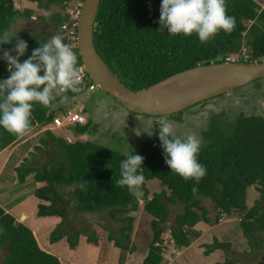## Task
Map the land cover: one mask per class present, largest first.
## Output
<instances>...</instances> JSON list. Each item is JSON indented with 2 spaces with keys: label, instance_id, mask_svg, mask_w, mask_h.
Returning a JSON list of instances; mask_svg holds the SVG:
<instances>
[{
  "label": "trees",
  "instance_id": "obj_1",
  "mask_svg": "<svg viewBox=\"0 0 264 264\" xmlns=\"http://www.w3.org/2000/svg\"><path fill=\"white\" fill-rule=\"evenodd\" d=\"M28 1L36 2L37 7L43 10H48L51 5H60L63 13L53 11L41 18L45 22L55 24V34L59 33L65 44L70 42L68 32L61 27L62 24L73 20L66 11L70 0ZM161 3L162 0H100L93 29L94 45L100 57L128 88L138 90L173 73L200 64L223 62L230 56H237L238 60L247 62L264 59V6H260L255 0H226L227 14L234 16L236 20L235 28L230 34L219 31L204 44L200 43L196 33L191 36H173L167 29L160 31L158 21ZM32 13L30 8L22 11L14 9L13 0H0V35L15 23L12 22V17H29ZM11 34L16 35L11 43L0 47L13 48L17 38L27 42L28 49L24 56L20 57V62L30 57L34 49L47 42L40 34ZM245 48L249 52L246 57ZM72 50L77 56V66L81 67L75 40L72 42ZM12 55L15 56L16 53ZM9 76L7 62L0 60V79H7ZM88 84V81H83L82 92L87 89ZM81 93L69 91L65 95L67 98ZM61 100L62 98L57 97L48 107L34 102L31 129L50 125L59 111H65L67 107L64 104L53 107L54 103ZM180 116L181 112L155 117L180 122ZM89 124L86 121L85 124L62 125L57 129H67L72 125L77 134H85L89 132ZM204 134L206 141L200 148L197 159L206 167L207 174L198 185L194 180L185 181L178 174L171 172L165 163L158 129L155 130L153 138L144 142L133 154L144 157L138 171L145 181L158 179L169 191V194H166V191L162 190L148 198L145 182L142 185V208L152 219L150 243L140 264H162L165 261L162 234L166 229L169 230L174 250L179 251L200 236V231L195 228L198 223L217 224L224 215L229 216L233 211H240L239 225L249 245L252 248H264V204H261L264 200V116L241 113L228 128L212 125ZM20 137L0 127V152ZM48 141L58 148L59 161L49 158L42 167L21 163L15 167V171L21 183L26 180L27 175L33 173L34 182L43 184L33 193L38 199L49 203L39 202L36 215L61 217L50 233V243L65 237L69 248L73 249L79 241V232L66 233L62 229L65 213L58 208V203L70 205L72 202V207L78 212L107 210L111 219L121 222L119 235L114 236L110 232L108 238L120 250L117 264H124L125 252L133 253L136 250L131 241L134 219L125 214L139 206V201L129 194L126 186L121 188L115 185L116 180L120 178V162L127 158L126 155L90 139L69 143L61 135H54L51 129H46L44 137L39 139V143L44 146H37L36 149L49 148ZM252 185L260 189L261 200H257L248 208L247 189ZM62 186L73 187L71 199L64 198ZM193 186L199 188L197 197L192 194ZM202 198L213 201V218L209 216L207 207L202 204ZM176 203L182 205V212L176 214L173 224H162L169 215V204ZM15 220V217L0 205V245H4L7 252L3 264H62L56 255L40 248L28 226L22 223L14 226ZM87 241L96 243V236L87 235ZM202 246L204 255H209L216 249L225 251L228 243L214 238L211 243ZM217 264L229 263L225 260Z\"/></svg>",
  "mask_w": 264,
  "mask_h": 264
},
{
  "label": "rangeland",
  "instance_id": "obj_2",
  "mask_svg": "<svg viewBox=\"0 0 264 264\" xmlns=\"http://www.w3.org/2000/svg\"><path fill=\"white\" fill-rule=\"evenodd\" d=\"M255 1L260 6H264V0ZM29 2L13 1L14 9L22 11L30 8L33 13L29 17L21 18L19 23L12 24L7 31L16 34L23 32L27 34H42L44 37L46 36L47 40L50 39L55 34V24L53 22H45L41 16L49 15L53 11L62 13L64 11L60 5H51L48 10H43L39 9L36 3ZM81 5L80 0H70L66 11L69 14L72 12L73 15L77 14L78 16ZM248 25L249 22H247ZM5 49L11 51L12 48L0 47V56H2V50ZM244 53L246 56L249 54L246 48ZM84 97H87V99L84 101L82 114L86 117L87 122L90 123L88 126L89 135L87 133L77 134L72 125L70 128L68 126L67 129H57L61 126L56 127L53 124L42 126L43 128L39 127V129L36 126L20 137H24L23 139L29 137L27 140L30 139V141H26L25 145L27 147L30 146L32 151L27 152L28 149L19 146L21 141H17L21 139H18L0 152V170L2 169L0 173V205L5 206V208H11L13 213L19 209H24V212L28 215L27 219L18 218L16 220L28 226L40 248L56 255L62 264H117L120 250L114 246L112 240H109L108 234L111 232L114 236H118V228L121 222L111 219L107 210L92 213L78 212L72 207V202L70 205L58 203V208L65 213V223L62 229L66 233L79 232V241L73 249L69 248L65 237L57 242L50 243V233L56 227L58 221L61 220V217L58 215L49 217L37 216V204L39 202L49 203L38 199L33 193L37 187L43 184L34 182L33 173L27 175L26 180L21 183L15 171V167L22 163V158L24 157L28 158L25 165L29 163V165L32 164L38 167H42L49 158L60 160L58 148L51 141H48L49 148H45V150L32 148L33 144H37L39 147L44 146L39 143L41 137L38 138L37 135L42 133L45 135L46 129H51L54 135H61L64 139L67 136L68 139H71L69 143L76 140L90 139L124 155L130 152L132 155L135 154L144 142L153 138L155 130H159L158 122L162 117L156 118L149 115L131 113L99 88L93 91L86 90L79 94L77 98L81 100ZM73 100L75 99L73 98ZM80 104H82L81 101H74L69 108L78 112ZM241 113L244 115L256 114L264 116V78L234 89L231 93L221 94L199 104H194L181 112L180 122L172 121L174 122L177 135L194 134L202 141L201 147H203L206 141L205 131L211 129L212 125L217 128H228ZM117 114H119L118 117ZM96 117L98 119L94 121ZM119 119L122 120L120 121ZM124 121L127 123L125 125L126 130L123 125ZM110 123H113L112 127H110ZM120 126H122L121 129H119ZM134 129L141 130V134L139 136L136 135ZM147 131H152V135L149 136ZM1 163L5 165L4 168L1 167ZM145 187L148 191V198H151L153 193H159L162 190L169 194L165 184L158 179L145 181ZM72 190V186L61 187L62 195L66 200L71 199ZM260 198L261 192L258 186L252 185L247 189L246 203L248 208ZM202 204L207 207L209 216L213 218L215 214L213 201L209 198H202ZM261 204H264V200L261 201ZM142 207L143 202L140 200L136 210L125 214L132 216L134 219L131 241L136 249L133 253L125 252L126 264H140L147 253L150 243L151 234L149 232L152 217ZM169 210V215L162 224H173L176 214L182 212L183 208L181 204L176 203L169 204ZM239 217L240 211H233L229 216L224 215L217 224L198 223L195 228L200 231V236L188 247L179 251L174 250L169 230L166 229L162 234L165 264H217L225 260L229 264H264V248H252L249 245L239 225ZM1 233L2 228L0 227V235ZM87 235L96 236V243L88 242ZM214 238L228 243L227 249L225 251L217 249L209 255H204V247L202 245L211 243ZM6 254L5 247L1 244L0 264H3Z\"/></svg>",
  "mask_w": 264,
  "mask_h": 264
},
{
  "label": "clouds",
  "instance_id": "obj_3",
  "mask_svg": "<svg viewBox=\"0 0 264 264\" xmlns=\"http://www.w3.org/2000/svg\"><path fill=\"white\" fill-rule=\"evenodd\" d=\"M20 20V17H12V22L19 23ZM158 22L160 31L167 29L173 36L196 33L201 44L221 30L230 34L236 25L235 17L227 14L226 0H162ZM15 36L4 31L0 35V45L11 43ZM27 49V42L17 38L11 51L2 50L0 56L7 62L10 72L7 79L0 80V127L19 136L31 129L34 102L48 107L57 97L65 99L69 91H83L82 70L77 66L76 53L63 42L59 33L52 35L47 42L34 49L30 57L20 62ZM158 124L166 165L185 181L194 180L198 185L207 174L206 167L197 159L202 141L191 133L177 135L174 122L167 118H162ZM134 131L138 136L141 134L139 129ZM147 132L149 136L152 135V131ZM125 155L127 158L120 162V178L115 185L121 188L126 186L129 194L140 201L144 196L142 185L145 178L138 170L144 157L132 155L131 152ZM198 193L199 188L193 186V196L197 197Z\"/></svg>",
  "mask_w": 264,
  "mask_h": 264
},
{
  "label": "water",
  "instance_id": "obj_4",
  "mask_svg": "<svg viewBox=\"0 0 264 264\" xmlns=\"http://www.w3.org/2000/svg\"><path fill=\"white\" fill-rule=\"evenodd\" d=\"M99 3L100 0L82 2L76 24L77 53L90 81L131 113L153 117L171 115L264 78V59L210 62L132 90L113 73L95 48L93 29ZM19 223L15 220L14 226Z\"/></svg>",
  "mask_w": 264,
  "mask_h": 264
},
{
  "label": "built area",
  "instance_id": "obj_5",
  "mask_svg": "<svg viewBox=\"0 0 264 264\" xmlns=\"http://www.w3.org/2000/svg\"><path fill=\"white\" fill-rule=\"evenodd\" d=\"M71 18L73 19L69 23H64L61 25L62 29L67 31L68 39L70 42H67V45H69L72 48V42L73 40L76 39V18L77 14L73 15L72 12L70 13ZM237 59V56H230L226 57V61H234ZM82 70V76H83V81H88V87L86 90L93 91L96 90L98 87L96 84L92 83L90 79L88 78L87 74L83 70V67H79ZM83 108L80 106L79 111L76 112L72 109H67L65 111H61L60 113H57L53 120L52 123L56 127H60L62 125H69V124H85L86 123V117L82 114ZM68 142H71V139L66 138Z\"/></svg>",
  "mask_w": 264,
  "mask_h": 264
},
{
  "label": "crops",
  "instance_id": "obj_6",
  "mask_svg": "<svg viewBox=\"0 0 264 264\" xmlns=\"http://www.w3.org/2000/svg\"><path fill=\"white\" fill-rule=\"evenodd\" d=\"M14 1V0H13ZM15 1H20V2H29L28 0H15ZM29 3H36V2H29ZM40 35H42V34H40ZM45 40L47 41V38H46V36H45ZM78 97V95L77 96H73V97H67V98H65V99H62L61 100V102H58V103H54L53 104V107L54 108H57L58 106H59V104L61 103L62 105L64 104V105H66V110L67 109H71V108H69V107H71L70 105L74 102V101H77V100H79V101H81L82 102V104H80V106L83 108L84 107V101L87 99V97H84V98H81V100L80 99H78L77 98ZM73 98L75 99V100H73ZM61 111H59L58 113H60ZM119 116V114H117V117ZM122 118V117H121ZM98 118L96 117V119L94 120V121H96ZM120 121L122 120V119H119ZM136 120V119H135ZM152 122V121H151ZM129 124V123H128ZM131 124V123H130ZM123 125H124V129L126 130V126L125 125H127V123H125V121H124V123H123ZM113 126V123H110V127H112ZM39 127L40 128H43L42 126H38L37 128L39 129ZM122 128V126H120V128L119 129H121ZM44 130V129H43ZM123 131V130H122ZM44 133H42L41 135H37V137L38 138H40V137H44V135H43ZM87 135H89V133H87ZM24 136V135H23ZM71 137V136H70ZM24 138V137H23ZM23 138H19V139H21V140H19V141H17V142H20L21 141V143H20V145L19 146H23L24 148H26V149H28L27 150V152H30V151H32V149H31V147L29 146V147H27L26 145H25V142L26 141H30V139L29 140H27L29 137H27V139H23ZM50 140V139H49ZM28 144H29V142H28ZM37 147V144H33V146H32V148H36ZM26 155V154H25ZM24 155V156H25ZM28 161V158L27 157H24V158H22V163H26ZM29 162H34V161H29ZM28 165H29V163H28ZM31 166H36V165H32V164H30ZM1 167L2 168H4L5 167V165L3 164V163H1ZM2 170V169H1ZM1 170H0V173H1ZM3 208L8 212H10L14 217H15V219H18V218H20V219H27V214H26V212H24V209H19L18 211H16V212H11V208H5V206H3ZM25 217V218H24ZM43 217H49V216H43ZM25 219V220H26ZM60 221V220H59ZM58 221V222H59ZM217 250V249H216ZM220 250V249H219ZM212 253V252H211ZM210 253V254H211ZM126 262H127V260L125 261V263L124 264H126ZM162 264H165V262H163Z\"/></svg>",
  "mask_w": 264,
  "mask_h": 264
},
{
  "label": "bare ground",
  "instance_id": "obj_7",
  "mask_svg": "<svg viewBox=\"0 0 264 264\" xmlns=\"http://www.w3.org/2000/svg\"><path fill=\"white\" fill-rule=\"evenodd\" d=\"M25 218V217H24Z\"/></svg>",
  "mask_w": 264,
  "mask_h": 264
}]
</instances>
